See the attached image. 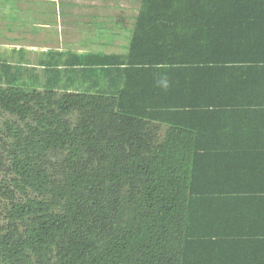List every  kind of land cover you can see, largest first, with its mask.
<instances>
[{
	"label": "trees",
	"instance_id": "16d2710c",
	"mask_svg": "<svg viewBox=\"0 0 264 264\" xmlns=\"http://www.w3.org/2000/svg\"><path fill=\"white\" fill-rule=\"evenodd\" d=\"M176 5L236 10L264 53V0H141L127 59L92 63L125 65L116 93L17 85L2 63L0 264H179L187 187L171 183L170 131L159 140L151 112L170 100L172 62L139 56L153 46L137 33Z\"/></svg>",
	"mask_w": 264,
	"mask_h": 264
},
{
	"label": "crops",
	"instance_id": "0c3cea01",
	"mask_svg": "<svg viewBox=\"0 0 264 264\" xmlns=\"http://www.w3.org/2000/svg\"><path fill=\"white\" fill-rule=\"evenodd\" d=\"M228 8L172 6L171 20L141 22L137 32L153 46L139 56L172 62L170 100L151 112L159 140L170 131L171 183L187 187L179 264H264V53L251 48L254 29L225 15L236 11ZM84 9L72 35L65 30L72 21L61 20L67 27L58 46L47 39L27 45L45 56L31 67L42 86L116 93L125 65L92 63L97 54L127 59L142 7L112 21L99 15L114 12L109 7Z\"/></svg>",
	"mask_w": 264,
	"mask_h": 264
},
{
	"label": "rangeland",
	"instance_id": "374dc122",
	"mask_svg": "<svg viewBox=\"0 0 264 264\" xmlns=\"http://www.w3.org/2000/svg\"><path fill=\"white\" fill-rule=\"evenodd\" d=\"M140 5L141 0H0V82H6L2 63H9L11 64L9 71L12 73L23 72L14 84L41 88L42 81L37 82L35 77L38 69H32L31 66L38 65V59L45 56L42 50L34 52L27 48V45L47 39L51 42L50 46H58L60 31L68 26L65 30L70 31L72 35L74 21H78L80 16V8L109 7L114 12L105 10L99 15L103 16L101 17L103 21L104 17L112 14L114 19L106 18L112 21L119 20L122 16L133 15L134 9ZM76 12L79 13L77 17L74 16ZM63 19L72 22L66 23L65 27L64 24H60ZM100 21L98 22L101 23ZM6 118L13 117L7 112L0 111V120Z\"/></svg>",
	"mask_w": 264,
	"mask_h": 264
}]
</instances>
